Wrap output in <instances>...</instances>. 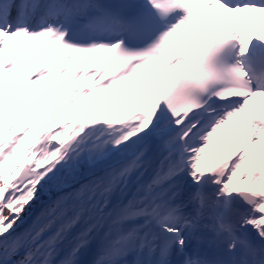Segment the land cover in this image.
I'll list each match as a JSON object with an SVG mask.
<instances>
[{
	"label": "snow or ice",
	"instance_id": "obj_1",
	"mask_svg": "<svg viewBox=\"0 0 264 264\" xmlns=\"http://www.w3.org/2000/svg\"><path fill=\"white\" fill-rule=\"evenodd\" d=\"M193 3L0 0V264H264V0Z\"/></svg>",
	"mask_w": 264,
	"mask_h": 264
},
{
	"label": "rangeland",
	"instance_id": "obj_2",
	"mask_svg": "<svg viewBox=\"0 0 264 264\" xmlns=\"http://www.w3.org/2000/svg\"><path fill=\"white\" fill-rule=\"evenodd\" d=\"M215 157H216V154H212L211 157H209L208 159H211V160H210V162H211V161L214 160ZM208 159H207V161H208Z\"/></svg>",
	"mask_w": 264,
	"mask_h": 264
}]
</instances>
